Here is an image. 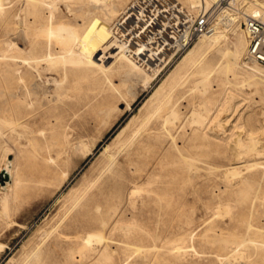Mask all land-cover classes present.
<instances>
[{
    "label": "rangeland",
    "instance_id": "374dc122",
    "mask_svg": "<svg viewBox=\"0 0 264 264\" xmlns=\"http://www.w3.org/2000/svg\"><path fill=\"white\" fill-rule=\"evenodd\" d=\"M75 1L71 7L76 10V16L67 18L77 22L82 32L92 23L91 17L114 24L123 18L127 5L137 0ZM174 1L186 20L208 23V35L213 32L214 21L225 34L207 47L196 49L192 56L187 52L199 34L189 45L175 46L170 59L154 74L149 73L148 82L137 70L107 67L110 62L98 67L90 58L86 63L94 70L93 75H89V70L84 71L82 64L61 66L54 61H47L39 75L35 71L22 74L21 67L13 70L7 66L19 62L0 59V119L5 120L11 102L22 113L37 109L41 101H47L46 107L52 108L30 128L12 127L0 120V166H3L4 154L9 152L7 157L14 160L18 181L5 204L0 193V264H241L246 259L254 260L253 256L245 258L234 252L223 255L224 244L212 242L215 235L229 242H238L240 238L230 217L246 215L248 204L236 200L235 206L232 200V191L238 187L229 185L230 177L225 171L234 165L239 166L241 174L254 172L250 177L253 186L247 193L248 197L258 193L251 206V220H259L264 226V152L249 156L245 162L234 163L227 139L232 120L239 116V124H248L250 120L259 139L258 146L264 145V82L249 75L248 67L254 63L244 59L243 18L234 26L223 23L226 16L231 17L230 13L239 16L251 10L238 4L228 6L229 0L208 1L206 8L192 6L190 0ZM2 2L0 51L3 54L12 41H17L22 29L17 24L21 2ZM226 5L228 11L224 12ZM62 7L59 4L58 8ZM162 12V26L166 29H181L185 24L172 8L167 14ZM87 13L93 15L89 17ZM198 56L204 61L211 60L215 68L210 74L212 96L207 108L204 104L209 93L193 87V81L199 78L191 75L195 68L193 59ZM51 77L53 80L56 77L55 85ZM74 79L78 81L76 86H73ZM34 80L46 89L43 94L29 89ZM162 80L166 81L164 91L173 89L174 108L179 107L176 127L169 131L158 124L159 118L157 125L143 133L152 138L151 142L141 150L138 147L139 152L130 159L122 154L118 158L121 169L113 181L103 184L85 204L77 203L85 183L104 159L100 153L102 146L110 144L111 137L133 115L141 118L153 106L155 99L146 100ZM180 82L182 85H178ZM19 86L26 89L23 96L17 94ZM65 93L68 97L62 96ZM193 105L205 116L201 125H189ZM248 163L255 165L248 170L245 166ZM43 171L46 181L35 185L34 178ZM133 188L141 191L130 194ZM210 225L212 229L208 228ZM243 227L239 223L237 228ZM95 233L100 235L98 241L83 237ZM246 236L264 240V235ZM179 244L183 247L178 250ZM105 253L111 255L109 261L104 258ZM263 263V258L258 256L251 264Z\"/></svg>",
    "mask_w": 264,
    "mask_h": 264
},
{
    "label": "bare ground",
    "instance_id": "6f19581e",
    "mask_svg": "<svg viewBox=\"0 0 264 264\" xmlns=\"http://www.w3.org/2000/svg\"><path fill=\"white\" fill-rule=\"evenodd\" d=\"M19 1L21 2L19 3L21 7L19 6L20 12L17 15L18 16L17 24L22 29L21 30L22 33H20V35L22 34V36L19 35L18 37H16L17 41H12L11 44L7 47V49L4 50V52L6 51L5 53L2 54L3 51H0V54L2 55L0 59L6 61H12V62L13 61L19 62L20 65L19 63H8L7 66L8 68H11L13 70L16 67H21L23 69L21 72L22 74L23 73L29 74L35 71L36 75H39L41 70L40 68L47 65V61H54L57 62V64H61V66H66L67 63H70L72 65L82 64L85 66L83 67V70L84 71L89 70V75H93L94 70L90 69L89 65L86 63L87 59L90 58L92 62L98 67H101V65L110 62V64L107 67H112V66L118 68L127 67L128 69L137 70L141 72V74L143 75L144 81L148 82L151 77L149 73L154 74L158 70V68L163 64V62L170 59L169 57L172 54L173 48L175 46L181 45L182 36L180 34L181 31L180 27H174L175 23H173L171 24L174 27L173 29H169V28L166 29L164 26H162V17L160 16V14H155L157 15L156 21L159 23L153 20L144 30H141L137 25L131 24L132 18H130L131 16L129 15V12L138 6V4L141 2L139 0L135 1L130 5H127L126 9L124 8L125 10H123L125 12V14H123V18L116 20L114 24L108 25L107 23L103 22L97 17L95 18L91 17L92 23L91 22L90 24L88 23L86 29L82 32L79 30V25L77 24V22H75L74 20L73 21L70 20L71 18L76 16V10H74V8L71 7V5L74 2H76L75 0H19ZM91 1L97 2L99 0H91ZM208 1H213V0H206L205 2L203 0H190L192 6L197 7L198 5H201L202 7L205 8L209 4L207 3ZM160 2H161L160 6L163 8L161 11L164 10L166 12L169 8H172L174 12H176L177 16H179V14L182 13L180 7H177V3H175L174 0H162V1L160 0ZM226 2L228 6L231 4H238V6L240 5L245 10L248 9L251 10V13L249 14L244 13L243 15H239V16L238 14L230 13L231 17L226 18L227 17L226 16L224 20L225 22H223L224 24L226 23L225 25L227 27L237 25L239 20L242 18L243 21L249 18L264 20V0H229ZM59 4H63V7L61 9L58 8ZM169 5L171 6L169 7ZM228 6L226 5L223 7L224 12L228 11ZM91 8L94 9L93 7ZM3 11H4L3 2L2 0H0V13ZM240 12L242 11L240 10ZM91 14L87 13L85 15H88L90 17L93 15ZM67 17H71V18L69 19ZM214 23L215 25L213 27V32L210 35H208L207 33H200L199 35L197 34L198 35L197 36L198 39L196 38L197 42L191 48L189 46L187 55L192 56L196 49L199 50L202 49L203 47H207L208 45H210V42L212 40H215V38L217 39L218 36L225 34L224 32L222 33L224 29L223 30L219 29V27L216 24L217 22L214 21ZM8 35L9 34H7V36ZM15 35H16V31H15ZM22 42H24V44H22ZM12 50H13L12 53L14 54L10 52ZM239 63H243V62L240 61ZM193 65L195 68L191 73V75L192 74L199 75V78H196V80L193 81L194 89H196L197 87L199 88L201 93H207V92L209 93L208 100L204 104L206 107L207 103H209L212 96V90L209 87L210 74L212 73V71H215L214 70L215 68L214 66L211 65V60L204 61L203 58H200L199 56L193 59ZM224 67L226 68L227 66ZM248 69H249L250 78L259 77V79L262 82H264V68L262 65L254 63L252 66H249ZM228 70L229 69H227V71ZM132 73L134 74V71L131 72V74ZM232 75L235 76V74ZM180 78L182 80L183 77ZM184 79L186 80V78L184 77L182 81H185ZM45 80L46 78L44 79V81ZM51 80H53L52 77ZM181 80L178 79V81ZM161 82L160 83L157 82L159 83V85L155 88V90L152 92L150 96L148 95L149 97L146 100V101H151L155 99L153 101V106L150 109H146L145 113L141 118L133 115V117H131L128 122H127L128 119L125 120V123L126 122L127 123L121 126L111 137L112 142H110L111 141L110 140L109 141L110 144L102 146L103 150H101L100 153L104 155V159L101 162V164L97 167L96 171L93 174H91L90 178L85 183L84 188L82 189L80 195L78 196L77 203L85 204V202H87V200L90 199L92 195L95 194L96 191L101 190L103 184L109 181H113L115 175L118 173L119 169H121L118 158L122 154L126 155L130 159L138 151V147L139 150H141L142 148H145L149 142H151L152 138L149 135H143V133L151 129L153 125H157L159 118L161 120V123L158 124L164 125L166 129L169 128L168 129L169 131L176 127L177 120L179 119V112H178L179 107L178 110H176L173 106V102L171 100V90L173 89L171 88L170 92L164 91L163 89H164V85L166 84V81L162 80ZM254 82L255 81H253V83ZM40 83L43 84V81ZM45 83L47 82L45 81ZM77 83L78 81L74 79L73 86H76ZM175 83L177 84V82ZM181 83L183 82L178 83V85L179 84L182 85ZM243 84L241 85L243 86ZM54 85H55V81H54ZM247 85L248 84H246V86ZM29 89L33 92H38L39 94H43L44 91L46 90L40 88L39 83L35 82V80ZM25 90L26 89L20 87V90L17 91V94L23 96V94H25ZM132 90L134 91L135 89ZM62 96L68 97V93L63 94ZM47 103H48L47 101H41L37 109H29L23 111L22 113L21 109H16V106H14V104L11 102L6 109L5 120H3L2 118L1 119L3 120V123L5 122L12 127L16 126L21 129L30 128V126H32L35 123V120L37 118L44 116L45 114L49 113V111L52 110L50 106L46 107L48 105ZM190 112L192 114L190 113L189 115L191 116L189 115L188 116L192 118V123L189 122V125L193 123L197 125H201L204 123L203 121L205 119V116L202 114L201 111L196 109V106L193 105V111ZM238 118L239 116L236 117V119L232 120L233 122L231 124V127L228 129L229 132L227 134V139L229 142V150L234 163L245 162L248 160L249 156H257L261 153L263 154L264 152L263 151L264 145H260L261 143H259L258 146L259 139L257 135L254 133L253 126L250 120L249 119L247 120L248 124H239L237 122ZM57 120L58 119L56 118L55 122ZM137 121L138 123L136 124ZM48 122L50 123V119H48ZM168 123L170 124V126L166 127V124ZM171 137L173 140L174 136L171 135ZM82 147H84V149H87L85 145ZM111 147H114L115 149L111 151L110 150ZM8 154L9 152H6L4 154V157L2 159L3 166H0V171L2 172L5 171L9 176V180L5 181L3 185H0V193H2L1 201H4L3 204H5V200L7 196L10 195L13 192V189L18 185V181L15 176L16 168L14 167L13 164L14 160L9 159L7 157ZM130 164L131 162H129V165ZM253 165H255V163H248L245 166L248 170H250V168L248 167H252ZM131 170L134 171L135 168H131ZM44 173L45 172L43 171L37 177L34 178L33 181L35 185H41L46 181ZM225 173L230 177L228 178L227 176L228 180H230L229 185L233 187H238L232 191V196H233L232 200L234 201L235 206H237L236 200H238V202L240 203L242 201L245 202V204L247 203L248 204L246 210L247 213L246 215L244 214L242 216L232 214L230 217V223L233 224L235 230H237V232H235L236 235L240 236L238 242H233V241L229 242L227 240L220 239V237L216 235L213 236L212 242H222L224 244L225 253H223V255L227 254L229 256L228 254L229 252L230 253L234 252L233 253L234 255L238 254L239 256L245 258H249L251 256L257 258L258 256H261V258H263L264 260V240H262V238L258 239L257 237L246 236V234L251 236L264 235V226L258 222L259 220L256 219L251 220V215L253 213L251 206L253 204V199L257 198L256 194L258 193L254 192L253 195L249 197L247 193H249L250 189L253 186L250 177L252 174H254V172L249 174H243V173L241 174V169L239 168V166L234 165L226 169ZM260 188L262 189V187ZM139 191H141L140 188H133L130 191V194H135ZM131 202L135 203L137 201H131ZM5 208L6 207H4L3 209L5 210ZM249 216H250V220L248 219ZM113 217L114 214H112L111 218ZM239 223L243 224L244 227L242 229L237 228L239 227ZM208 228L212 229L213 226L210 225ZM191 235L192 232L190 236ZM83 237L87 239L89 238L88 240H92V241H98L100 239V235L97 233ZM181 247H183L181 244L176 246L178 250L179 248L181 249ZM243 250L246 251L245 254ZM104 258L107 261H109L111 259V255L109 253L107 254L105 253ZM254 260L246 259L241 264H251Z\"/></svg>",
    "mask_w": 264,
    "mask_h": 264
},
{
    "label": "built area",
    "instance_id": "2783aa9c",
    "mask_svg": "<svg viewBox=\"0 0 264 264\" xmlns=\"http://www.w3.org/2000/svg\"><path fill=\"white\" fill-rule=\"evenodd\" d=\"M139 1L141 2L129 12V15L132 18L131 23L137 25L141 30H144L151 21L154 20L157 22V15L155 14L158 13L163 16L164 13L161 11L163 8L160 6V0ZM165 14L167 13L165 12ZM179 16L185 20V24L181 27L180 31L182 36L181 44L183 46L192 43L197 34L208 33L210 31L209 24L204 21H188L182 17L184 15L179 14ZM243 30L246 36L245 61L264 66V21L259 19H246L243 21Z\"/></svg>",
    "mask_w": 264,
    "mask_h": 264
},
{
    "label": "water",
    "instance_id": "95a60500",
    "mask_svg": "<svg viewBox=\"0 0 264 264\" xmlns=\"http://www.w3.org/2000/svg\"><path fill=\"white\" fill-rule=\"evenodd\" d=\"M9 180V176L8 174L4 171V172H0V185H3L5 183V181Z\"/></svg>",
    "mask_w": 264,
    "mask_h": 264
}]
</instances>
